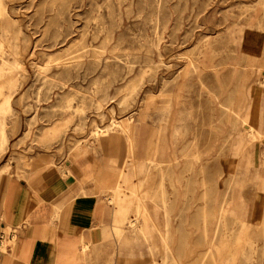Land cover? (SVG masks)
I'll use <instances>...</instances> for the list:
<instances>
[{
	"label": "rangeland",
	"instance_id": "374dc122",
	"mask_svg": "<svg viewBox=\"0 0 264 264\" xmlns=\"http://www.w3.org/2000/svg\"><path fill=\"white\" fill-rule=\"evenodd\" d=\"M17 6L9 31L26 73L0 72L10 82L8 110L0 96V177L65 176L93 156L100 194L119 207L122 260L264 264V224L249 223L264 215V47L252 53L258 34L264 42V0H7L6 12ZM51 17L61 32L44 27ZM93 17L100 29L87 44L101 47V68L90 64L85 82L64 90L33 86L34 63L46 59L28 54L59 32L66 41L54 57L86 42ZM130 198L143 206L134 220ZM0 231L14 232L11 223Z\"/></svg>",
	"mask_w": 264,
	"mask_h": 264
},
{
	"label": "crops",
	"instance_id": "0c3cea01",
	"mask_svg": "<svg viewBox=\"0 0 264 264\" xmlns=\"http://www.w3.org/2000/svg\"><path fill=\"white\" fill-rule=\"evenodd\" d=\"M263 47L258 34L252 53L259 56ZM100 165L88 156L65 176L49 168L29 181L0 177V230L11 223L15 237L0 264H129L122 260L115 232L119 207L111 204L112 194L99 191L104 184ZM142 211L140 200H128L129 219ZM249 218L254 226L264 224L263 214ZM133 236L129 232V243Z\"/></svg>",
	"mask_w": 264,
	"mask_h": 264
},
{
	"label": "bare ground",
	"instance_id": "6f19581e",
	"mask_svg": "<svg viewBox=\"0 0 264 264\" xmlns=\"http://www.w3.org/2000/svg\"><path fill=\"white\" fill-rule=\"evenodd\" d=\"M9 1L18 2L19 0H9ZM6 2L7 0H0V60L2 62L0 67V72L3 73L4 71L6 72L9 71L11 75H15L18 77L19 75H24L26 73V67L23 65L22 60L18 58L20 52L17 46V40H18L17 33L16 32L10 33L9 30L11 29V26L13 27L15 23L19 22L17 14L19 11L22 10V7L20 6L13 7L6 12L5 9ZM29 3L33 5V0H29ZM28 9H31V7H29ZM92 20L96 21L98 25L93 27L85 26V29H81L82 36L83 38H86V42L84 41L81 44H75V45H71L70 47H66L63 53L58 57H54V55L52 54V49H54L58 44L64 45L66 39H61L63 34H60L61 30L59 29V27H57V21L55 20V18L51 17L45 21L44 27L50 28L52 26H56L57 30L60 32L57 34L54 40L49 43V46H47L48 49H46L45 52L40 53V52H36L35 49H33L28 54L29 59L32 60H34L38 56L46 59L45 65H40L39 62L34 63L35 82L33 83V86L40 84L41 87L44 84H51L53 88H57L58 91L64 90L66 87L70 88L71 83L74 81L82 80L83 82H85L86 72L90 64L95 65L96 71L99 70V68H101V64L103 63V57H102L103 52L102 50H100L101 47L95 46L94 44H87V41L89 40L87 39V37L90 34L91 30L100 29L98 19H94L93 17ZM113 39H115L114 36L112 37V40ZM37 44L38 41L36 42L35 47L37 46ZM53 62H56L54 66L51 65ZM60 75H66L67 79L64 82L60 81L58 79V76ZM127 78L128 77L123 76L122 80H125ZM27 79L30 80L29 78ZM9 83L10 82H4L3 76L0 75V96H2L3 98L2 107H1L2 110L9 109L8 107L10 105V98L7 97L4 93L5 87L7 88L8 86H10ZM55 95H56V99H59V92H57ZM48 99H51V97L47 98L46 100ZM129 118L132 119L131 117ZM5 128H6L5 124L2 123L0 125V150H2V146L5 142V136H6ZM109 130L111 129H107V131ZM120 175L115 183V185L116 186L119 185V187L121 186Z\"/></svg>",
	"mask_w": 264,
	"mask_h": 264
},
{
	"label": "built area",
	"instance_id": "2783aa9c",
	"mask_svg": "<svg viewBox=\"0 0 264 264\" xmlns=\"http://www.w3.org/2000/svg\"><path fill=\"white\" fill-rule=\"evenodd\" d=\"M13 235L1 234L0 237V255L6 254L11 249V243L14 241Z\"/></svg>",
	"mask_w": 264,
	"mask_h": 264
}]
</instances>
